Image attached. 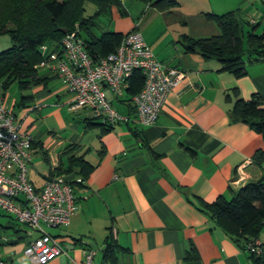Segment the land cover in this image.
I'll list each match as a JSON object with an SVG mask.
<instances>
[{
    "label": "crops",
    "instance_id": "crops-1",
    "mask_svg": "<svg viewBox=\"0 0 264 264\" xmlns=\"http://www.w3.org/2000/svg\"><path fill=\"white\" fill-rule=\"evenodd\" d=\"M119 1L100 17L95 34L136 30L162 63L188 75L154 125L141 126L121 103L124 96L113 105L127 121L114 129L89 122L87 111L71 109L73 93L52 73L47 86L20 92L13 102L3 92L21 131L34 138L30 182L40 190L48 179L61 178L76 198L70 225L45 229L65 250L49 264H83L87 250L95 251V264H256L204 205L220 197L231 202L239 190L264 180V158H255L264 151V137L232 115L238 98L257 95L264 103V61L248 64L247 75L237 79L220 62L183 46L185 38L219 35L208 15L241 10L242 3L178 0L161 12L141 0ZM248 21L264 31L263 10L260 19ZM70 146L77 149L67 154ZM72 156L93 167L89 176L79 164L72 167ZM2 212L0 240L7 244L0 246V264H32L24 252L40 233L29 236L26 226ZM259 239L264 242V224Z\"/></svg>",
    "mask_w": 264,
    "mask_h": 264
},
{
    "label": "trees",
    "instance_id": "trees-1",
    "mask_svg": "<svg viewBox=\"0 0 264 264\" xmlns=\"http://www.w3.org/2000/svg\"><path fill=\"white\" fill-rule=\"evenodd\" d=\"M141 1L161 12L170 11L179 4L178 0ZM89 3L96 7V12L88 17L86 13ZM114 6L120 7V1L0 0V35L8 34L11 40V47L0 53L2 92H7L15 84L20 92L47 86L51 73L41 74V69L36 68L46 58L41 47L48 45L50 52L62 55L63 40L67 34L77 29V25L85 48L94 61L115 53L125 37L124 34L112 31L104 32L101 36L95 34L100 17L108 16ZM208 17L218 25L220 34L204 39L185 38L183 46L188 53H197L208 61L220 62L223 71L237 79L247 75L248 64L264 61V31L258 33L261 24L246 20L242 10ZM144 85L145 76L141 70H135L128 79L125 100L121 102L132 113L136 114L133 99L142 91ZM235 92L238 94L239 91ZM232 115L235 121L249 125L264 137V103L259 96L254 95L249 100L238 98ZM86 120L108 129L115 127L98 118ZM76 149L70 146L67 154ZM255 158H264V151L256 154ZM70 162L72 167L79 164L85 176L93 171L92 166L75 156L70 158ZM204 208L217 217L228 232L246 248L250 240L259 239L264 224V180L242 188L231 202L220 197L213 204H205ZM110 239L113 246V238ZM252 257L256 264H264V255L260 258Z\"/></svg>",
    "mask_w": 264,
    "mask_h": 264
},
{
    "label": "built area",
    "instance_id": "built-area-1",
    "mask_svg": "<svg viewBox=\"0 0 264 264\" xmlns=\"http://www.w3.org/2000/svg\"><path fill=\"white\" fill-rule=\"evenodd\" d=\"M63 54L41 47L46 58L36 67L60 76L73 93L72 110L87 111L90 119L117 125L127 118L119 114L114 99L124 96L128 79L135 70L145 76L142 91L134 97L138 123L143 127L154 125L171 93H180L188 75L162 63L145 41L133 30L125 35L115 53L94 61L79 35V28L63 40ZM34 153V138L21 131V122L6 104L0 88V210L11 214L29 229V236L39 232L25 249L32 264H49L65 254L61 243L47 233L45 227H67L78 211L71 186L61 178H50L37 188L28 174ZM246 251L260 258L264 242L252 239ZM95 251L87 250L83 264H95Z\"/></svg>",
    "mask_w": 264,
    "mask_h": 264
},
{
    "label": "rangeland",
    "instance_id": "rangeland-1",
    "mask_svg": "<svg viewBox=\"0 0 264 264\" xmlns=\"http://www.w3.org/2000/svg\"><path fill=\"white\" fill-rule=\"evenodd\" d=\"M219 0H215L213 2V6H217ZM240 4L242 3L241 7L238 6L236 9H241L243 11V16L246 20H250L252 17L260 19L262 10L264 11V0H240ZM215 8V7H214ZM95 7L89 3L87 5V16H91L94 14ZM228 12V11H227ZM251 17V18H250ZM79 25H77L78 27ZM11 47V40L8 34H1L0 35V53L7 50ZM8 97L11 102L14 100H18L20 97V91L18 86L15 84L13 85L8 91ZM0 215H5L2 211H0ZM1 220H5L4 217L0 218ZM27 228V227H26ZM45 229H49L45 227Z\"/></svg>",
    "mask_w": 264,
    "mask_h": 264
},
{
    "label": "water",
    "instance_id": "water-1",
    "mask_svg": "<svg viewBox=\"0 0 264 264\" xmlns=\"http://www.w3.org/2000/svg\"><path fill=\"white\" fill-rule=\"evenodd\" d=\"M64 33H66V30L65 29H63L62 30ZM7 243H6V241H4V240H0V246H5ZM7 259H2V262H5Z\"/></svg>",
    "mask_w": 264,
    "mask_h": 264
}]
</instances>
